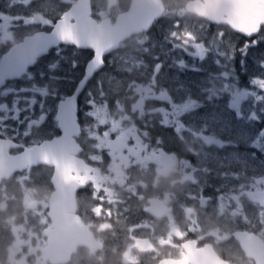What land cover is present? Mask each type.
Instances as JSON below:
<instances>
[{
	"label": "flooded vegetation",
	"instance_id": "flooded-vegetation-1",
	"mask_svg": "<svg viewBox=\"0 0 264 264\" xmlns=\"http://www.w3.org/2000/svg\"><path fill=\"white\" fill-rule=\"evenodd\" d=\"M59 2L67 4L56 16H39L28 22L26 16H19L18 24H13L15 19L10 16L7 21H0V61L25 38L50 32L51 28L44 26L42 21H58L64 12L78 2L32 0L31 4L41 14L45 10L43 5H56ZM89 3V19L96 27H104L102 32L106 37L111 34H117L118 37L110 40V49L103 69L87 82L83 92L78 93L79 133L75 142L79 152L76 155L71 153V157L80 161L81 169L77 174H72V177L77 181H85L74 195V216L80 219L87 231L81 229L78 232L79 237L73 244L74 251L69 260L60 264L179 263L186 255L188 245L196 250L207 246L220 260L229 264H253L241 251L235 235H253L264 243L262 223L258 222L256 217L244 214L247 206L259 210L260 215L264 213V184L248 189L247 184L250 181H247V176L233 168L219 172L217 178L212 181L209 178L211 171H204L203 168L201 174L206 183L196 187L197 194L205 193L215 201L222 193L227 207H232L228 217H220L218 214L216 221L220 224L212 227L216 234H202L199 229L201 225L196 227L186 221L183 206L187 205V200L184 201L180 196V191L185 187L182 177L186 170L188 142L185 137H181V131H176V117H169L168 124L164 126L160 106L154 97L144 104L145 109H142L140 116L138 112L132 114L129 109L132 97L135 96L136 99L140 94L139 84L147 83L140 78L147 71L132 72L131 67L138 60L143 65H151L155 55L165 59V53L170 51L172 45L170 32L179 34L196 28L199 30V42L207 43L212 38L215 45L229 53V56L220 57L218 65L212 64L211 59H208L198 71L204 72L205 69L211 68L227 72L231 67L242 65L241 59L249 68L252 63L264 58V30L256 36L248 37L234 31L233 27L225 22L229 18L227 16H212L214 22H210L190 11L188 5L195 3V0H89ZM160 9H163L160 17L151 20L152 16H158ZM221 32L224 34L222 41L217 37V33ZM252 40L260 42L247 48L246 55H241L245 42ZM91 52L92 50L74 46H61V54L57 55V49L52 48L46 55L37 59L22 76L6 80L0 86V219L2 213L24 211L34 212L36 217H43L44 214L48 222L42 229L41 219L36 221L39 226H34V239L29 242L32 251L30 257L25 258L26 264H50L42 259V251L47 246L42 232L50 227L46 214L53 190L43 171L47 170L46 173L52 176V169L43 165L28 166L22 171L9 173L7 179L4 176L10 169L12 158H17L26 150L60 136L59 128L51 117L40 125L26 110L28 98L33 95L32 85L46 83L40 79V73L45 72L53 61H59L60 71L57 75L60 82L49 81V87L63 97L70 96L84 76L85 65L91 58ZM185 59L193 67L199 66L196 59ZM73 60L78 61V67H72ZM174 69L165 67L158 79L160 84L169 86L170 90L177 87L176 83L171 82L173 78L175 81L191 80L203 87L202 83L205 82L202 80L209 81L212 77L206 72V75L198 76L192 71L180 75ZM101 77H104L103 89L98 90L96 83ZM248 79L247 76L242 78L240 85L247 84ZM153 83H147L149 93H157L152 87ZM89 89L95 94L90 113L84 103ZM196 89L200 90L199 98L202 101V88ZM183 95V91L175 92L177 100ZM222 97H228V94ZM37 99L39 102L40 97L37 96ZM44 100L46 107L55 104L51 96L45 97ZM96 105H100L99 120L102 119L103 113L105 115V111L116 112L123 106L126 107L128 112L125 117L121 113L119 122L120 128L128 127L126 140L116 141L115 135H109L107 140L104 138L105 131L101 126L98 127L92 113ZM218 108L224 110L222 107ZM209 109L208 105L200 111L196 110V114ZM38 115L37 108L35 116ZM106 116L109 117L110 113L107 112ZM123 119H126L125 123ZM225 143L222 148L219 142H205L209 145L204 148L207 151L216 150V153L225 149L231 154L236 153V156L248 152L241 144L236 148L229 145L228 141ZM257 156L254 157L255 162L262 164L263 156ZM239 174L242 176H238ZM247 174L249 175L248 172ZM16 189L19 194L14 192ZM1 221L0 229H3ZM22 228L25 227L20 226V233ZM10 233V242L1 249L0 257H4L3 260L7 255L8 246L19 237V234ZM24 236L26 237V233ZM71 247L72 245L69 246Z\"/></svg>",
	"mask_w": 264,
	"mask_h": 264
},
{
	"label": "rangeland",
	"instance_id": "rangeland-1",
	"mask_svg": "<svg viewBox=\"0 0 264 264\" xmlns=\"http://www.w3.org/2000/svg\"><path fill=\"white\" fill-rule=\"evenodd\" d=\"M31 1L32 0H23V2H20V0H18L17 3L13 4L12 0H0V13L10 16V18H14L15 20L12 23L18 24L17 18L19 16H26V22L31 19L34 20L39 16H56L58 13H60L61 9L63 10V8L66 7L65 4H67L66 2H59L56 5H43V7H45V10L43 14H41L36 11L35 7L31 4ZM198 32L199 30H197L196 28H191L189 30L176 34L175 39H173L172 32H170L172 44L183 47L184 45L182 38H184L188 33H191L193 37H195L194 40L189 41V44L196 43L198 41L197 39L200 38ZM209 42H212L215 45V42L212 38L209 39L207 43L203 44L207 45L209 44ZM241 61L242 65L235 68L231 67L227 70V72H225L223 69H205L204 72L211 74L212 77H210L209 81H207L206 79L202 80V82H205L202 83L203 87H201L197 82L186 80L185 82L191 85L193 91L195 88H202L201 102L203 103L204 108L209 105L210 109L202 111L198 113V115L196 114V111H194L191 114V119L185 117L187 119L186 122H182L179 117H176L175 120V126L181 128V137H185L186 142H188V156L186 157L187 161L185 163L186 170L184 172V176L182 177L185 187L180 191V196L184 201L187 200V205L183 206V208H185L186 221L196 227L198 225H201L199 229L202 234H216L214 233L215 229L212 227L218 226L220 224L218 221H216L218 214L220 217H228L232 207V205L227 207L222 193L219 195L218 200L215 201L210 195H207L205 193H203L202 195L197 194L196 187L203 186L204 182L206 183L204 177L201 174L203 168L204 171H211L209 178L212 181L217 178L219 172L233 168V170L236 169L240 174L243 173L245 174V176H247V181H250L247 184L248 189H253L258 185L264 184V138L258 135L259 129L264 127V123H256L251 115L253 110L251 107H247V105L242 104V115L240 108L235 109L231 112H228L225 109L226 103L229 100V94L236 91L237 85H239V88L242 92L245 90H252V78L254 76H264V70L259 67L261 63H264V58L259 62L256 61L252 63L249 68L246 67V63L243 61V59H241ZM139 64H142L139 60L138 62H135L131 67V71L138 73L140 71H148L147 68L144 70L138 68L137 65ZM191 67L194 71L199 70L196 68V66L193 67L192 64H190V68ZM122 71L125 72L124 68H122ZM174 71H177L176 68L174 69ZM249 71L251 73H249ZM189 72L190 71H188V73ZM213 72L227 73L229 77L236 81V84H233L226 89L225 83H227L228 81H224L219 78L214 79L213 77L215 74ZM248 73L249 75H247ZM148 76V74H142L140 78L142 81L144 80L147 83L148 81L152 83L153 81H150V78L148 79ZM246 76L247 78H249L247 80L248 83L240 85L241 79L245 78ZM147 83L145 85L139 84L138 91L141 95L138 94L136 99L135 96H133L134 101L133 97L131 99L132 105H130L129 111L132 114L138 112V115L140 116L142 113V109H145L144 104L146 102H149L152 97H154L156 99V102H158L157 93H154L155 91L149 93V85ZM205 93L218 98L209 99L204 95ZM226 94H228V97H222ZM99 107L100 105H96L92 113L95 115L94 120L97 121L96 124L98 125V127L100 128L101 126V128L105 131L104 138L107 140L109 138V135H115L116 141L120 139L126 140V137L129 133L128 127H119L121 113H123V117H125L128 112L126 110V107L123 106L120 111L118 110L116 112L105 111V115L103 113V117L101 120H99ZM218 107H222L224 110L221 111ZM107 108L108 106L105 107L106 110ZM107 112L110 113L109 117L106 116ZM123 122L125 123L126 119H123ZM171 124L173 123L171 122ZM182 132L185 134H183ZM145 135L147 134L145 133ZM227 141L229 142V145L235 147H238L239 144H241V146H244L246 149H248V152L244 153L242 156H236L235 154H231L230 151L225 149L216 153V150L215 152L213 150L207 151L204 148V146L209 145L205 144V142H219L220 146L223 148V146L226 145L225 142ZM258 154L263 156L262 164L255 162L256 160L254 159V157ZM247 172L249 173V175L247 174ZM240 174L238 176H242ZM234 177L235 176H233V178ZM223 178L225 179V177ZM14 192L18 194L20 193L18 189H16V191ZM8 199L9 198H7V200ZM180 206H182V204ZM221 210H223V212H221ZM246 213L247 215L249 214V216L256 217L258 219V222L260 221L262 223V226L264 227V213L260 215L259 210L254 207L248 206L244 210V214ZM10 215L11 213L1 214V228L7 229L9 232H12L14 234H19V237H16L14 242H12L11 245L8 246L5 260H3L4 257H0V263L26 264V259L30 257V252L32 251V247L30 246L29 242L30 239H34L33 229L36 225V221L41 219L40 227L42 226V229L46 225H48V222L44 218V214H42L43 217H36V213L34 212L26 213L24 211H16L13 212V215H15L14 217H11ZM18 216H20L21 218L18 219L21 221V224L15 223ZM20 226L25 227L22 228L21 233L19 231ZM37 226H39L38 222ZM219 229L223 230L220 227ZM25 233L26 237L24 236ZM24 244H26L25 247ZM225 250H227L226 247Z\"/></svg>",
	"mask_w": 264,
	"mask_h": 264
},
{
	"label": "snow or ice",
	"instance_id": "snow-or-ice-1",
	"mask_svg": "<svg viewBox=\"0 0 264 264\" xmlns=\"http://www.w3.org/2000/svg\"><path fill=\"white\" fill-rule=\"evenodd\" d=\"M17 2L18 0H12L13 4ZM20 2H23V0H20ZM193 8L201 15H212L216 18L221 16L229 17L225 22L229 23L234 31L248 37L256 36L264 30V0H195ZM87 16V11L81 12L80 15L75 17L77 20L75 24L72 23L73 16L70 12L65 13L56 22L49 20L42 21L44 26L51 28V31L38 34L32 38L29 50L21 54L16 63L8 66L10 74L19 75L40 54L47 52L52 47H55L57 55H60L61 44L72 45L79 49L90 48L92 50L90 54L91 58L85 65L84 76L76 86L77 91H74L70 96L63 97L55 89H50L49 87V81L60 82V77L57 75L60 71L59 61H53L47 66L45 72L40 73V79L45 80L46 83L39 85L34 83L32 85L33 95L28 98L26 110L40 125H43L51 117L65 136L71 135L78 124V93L83 92V86L97 75L99 70L103 69L107 49L110 47L108 37L101 30L90 28L87 23L80 22L81 20H86ZM8 19L7 15L0 13V21H7ZM172 36L173 39L176 38L175 33ZM217 37L222 41L224 34L222 32L217 33ZM182 39L184 46L179 47L172 44L170 51L165 53V59H161L159 55H155L152 57L153 62L151 65H137L141 70L147 68L146 74L149 75L150 81L154 82L152 87L157 91L158 104L161 109L164 126L168 124L169 117H179L183 122L185 117L191 119V114L194 111L197 109L200 111L204 107L199 98L200 90L195 88V91H193L191 85L184 81H175L173 78L171 82L176 83L177 87L171 90L169 86L160 84L158 79L161 77L162 70L165 67H174L180 75L192 71L198 76H204L206 73L202 71L196 72L192 67L190 68V64L185 57L189 60L196 59L199 62V66L196 68L200 70L208 59H211L212 64L218 65L220 57L228 58L229 56V53L221 50L218 45H214L212 42H209L207 45L199 41L189 44L190 40L195 39L191 33L186 34ZM259 42V40L246 41L244 48L241 50V55H246L245 50ZM231 58L234 59V57ZM78 65V61H72L73 68L78 67ZM259 67L264 70V63H261ZM213 73L215 74L213 78L228 81L225 83L226 89L236 84V81L229 77L227 73ZM30 78L34 79V77ZM103 81L104 77L97 80L96 88L98 90L103 89ZM251 85L252 90H245L243 92L240 90L239 85H237L236 91L229 94V100L226 103L225 109L231 112L240 108L242 115V104L247 105V107L252 108L251 115L256 123H264V76H254L251 80ZM176 91L184 92V95L178 100L175 98ZM204 95L209 99L218 98L207 93ZM37 96L40 97L39 102ZM49 96L52 97L55 104L54 106L46 107L44 98ZM94 101L95 94L89 89L84 98L88 113L91 112ZM37 108L39 109V115L35 116ZM180 130V127L176 128V131ZM258 135L264 138V127L259 129Z\"/></svg>",
	"mask_w": 264,
	"mask_h": 264
},
{
	"label": "water",
	"instance_id": "water-1",
	"mask_svg": "<svg viewBox=\"0 0 264 264\" xmlns=\"http://www.w3.org/2000/svg\"><path fill=\"white\" fill-rule=\"evenodd\" d=\"M193 5L194 3L188 5L190 11L197 13L199 16L204 17L210 22H214L212 15H201L199 12L194 10ZM69 9L71 10L70 13H72L73 16V24L77 23V20L75 19L76 16L80 15L83 11H87L88 16L86 20H81L80 22L87 23L88 27L96 28L101 31L102 28H104L101 25L96 27L95 23L89 19V0H78L77 4L72 5ZM69 9L66 12H68ZM162 12L163 9H160L158 16H152L150 19L152 20L154 18L160 17L159 15H161ZM36 35L25 38L21 43L10 49L8 53L1 59L0 86L3 85L6 80L17 79L22 76L28 68L35 64L37 59L46 55L50 49L55 48L52 47L47 52L40 54L35 59V61L19 75L10 74L8 71V66L10 64L16 63L21 54L29 50L30 42ZM107 37L110 42L111 39L117 38L118 35L111 34L107 35ZM61 46L72 47V45L63 44H61ZM83 49L91 50L90 48ZM109 49L110 47L107 49V52ZM59 131L60 136L58 138L44 142L40 146L28 149L17 158H12L10 169L7 170L4 176L5 179H7L9 177V173L11 174L15 171H22L28 166L43 165L52 169L50 184L53 191L50 194L48 200V212L46 214L50 223V227L45 228L42 232V235L44 238H46L47 242L46 248L42 251V259L44 262H48L50 264H60L67 262L69 260L70 254L74 251L73 244L78 240V232H80L81 229H83L84 232L87 231V229H85V227L82 225L80 219L74 216V195L76 190L81 187L85 181L84 179H78L77 181V179L72 177V174H77V171L81 169L80 161L71 157V153L76 155L79 152L75 142V138L79 133V128L78 125H76L74 132L69 136H65L60 129ZM235 238L238 241L241 251L248 260H251L254 264H264V243L260 242L253 235H235ZM85 242L88 244L86 238ZM70 245H72L71 248H69ZM188 263L229 264L220 260L213 250L207 246L200 250H196L194 247L189 245L183 260L179 263L170 264Z\"/></svg>",
	"mask_w": 264,
	"mask_h": 264
},
{
	"label": "trees",
	"instance_id": "trees-1",
	"mask_svg": "<svg viewBox=\"0 0 264 264\" xmlns=\"http://www.w3.org/2000/svg\"><path fill=\"white\" fill-rule=\"evenodd\" d=\"M44 174L43 175H45L46 176V179H47V181L49 182V178H50V174L49 173H46L47 172V170H45L44 169ZM47 182V183H48ZM10 216H12L13 217V213H11V215ZM21 219V218H20ZM16 224H21V221L20 220H18V218H17V220H16V222H15ZM35 226H37V224L35 225ZM40 228V227H39ZM39 228H38V230H39ZM36 232V231H35ZM10 236V238H8ZM12 238V234L7 230V229H0V255H1V249L4 247V245H8V243L10 242V239Z\"/></svg>",
	"mask_w": 264,
	"mask_h": 264
},
{
	"label": "clouds",
	"instance_id": "clouds-1",
	"mask_svg": "<svg viewBox=\"0 0 264 264\" xmlns=\"http://www.w3.org/2000/svg\"><path fill=\"white\" fill-rule=\"evenodd\" d=\"M70 11H71V10L69 9V11H68V12H65V13H69ZM65 13H64V14H65Z\"/></svg>",
	"mask_w": 264,
	"mask_h": 264
},
{
	"label": "bare ground",
	"instance_id": "bare-ground-1",
	"mask_svg": "<svg viewBox=\"0 0 264 264\" xmlns=\"http://www.w3.org/2000/svg\"><path fill=\"white\" fill-rule=\"evenodd\" d=\"M237 148V147H236ZM250 152V151H249ZM233 154H235L236 155V153H233ZM238 155V154H237Z\"/></svg>",
	"mask_w": 264,
	"mask_h": 264
}]
</instances>
